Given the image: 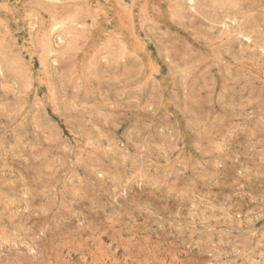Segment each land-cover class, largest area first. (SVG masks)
I'll list each match as a JSON object with an SVG mask.
<instances>
[{
    "label": "rangeland",
    "instance_id": "374dc122",
    "mask_svg": "<svg viewBox=\"0 0 264 264\" xmlns=\"http://www.w3.org/2000/svg\"><path fill=\"white\" fill-rule=\"evenodd\" d=\"M0 264H264V0H0Z\"/></svg>",
    "mask_w": 264,
    "mask_h": 264
}]
</instances>
